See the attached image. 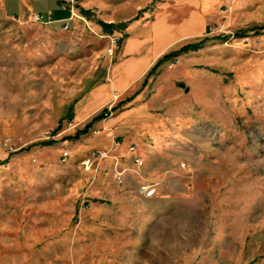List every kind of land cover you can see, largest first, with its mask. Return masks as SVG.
Instances as JSON below:
<instances>
[{
    "label": "rangeland",
    "instance_id": "obj_1",
    "mask_svg": "<svg viewBox=\"0 0 264 264\" xmlns=\"http://www.w3.org/2000/svg\"><path fill=\"white\" fill-rule=\"evenodd\" d=\"M74 1L52 24L0 3V264H264V0ZM186 8L202 36L111 90L126 27Z\"/></svg>",
    "mask_w": 264,
    "mask_h": 264
},
{
    "label": "crops",
    "instance_id": "obj_2",
    "mask_svg": "<svg viewBox=\"0 0 264 264\" xmlns=\"http://www.w3.org/2000/svg\"><path fill=\"white\" fill-rule=\"evenodd\" d=\"M51 1L0 0V3L5 15L11 19L27 21L34 13H42L47 10L54 12L56 20L62 23L63 20H66L63 15L65 9L62 11L63 8L59 6L57 9H52ZM206 6L203 4L205 10ZM177 14L178 16H174L167 12L159 15L153 21L138 22L126 27V36L119 53L120 60L111 72V90L121 93L130 91L147 77L174 47L189 39L202 36L206 25L204 14L189 8L182 9ZM108 85L106 89L109 90ZM106 100V98H102L100 101L106 102ZM97 108L99 107L97 106ZM97 108H92L88 114L94 113ZM79 112L75 111V107H72V118L75 114L79 115Z\"/></svg>",
    "mask_w": 264,
    "mask_h": 264
},
{
    "label": "built area",
    "instance_id": "obj_3",
    "mask_svg": "<svg viewBox=\"0 0 264 264\" xmlns=\"http://www.w3.org/2000/svg\"><path fill=\"white\" fill-rule=\"evenodd\" d=\"M59 2H60L63 9H65L67 5L72 8L71 9L72 10V19L74 17H77V15L75 13V7H74L75 1L74 0H59ZM31 21L33 23H38V24H52L54 22V17H53L52 12L34 13L31 16ZM66 21H68V20H66ZM64 28L68 29V25H65ZM207 31L209 34H217L220 32V28H218V26H215L213 24H208ZM245 41H248V38L245 39ZM120 42H121L120 38H113L112 39V46H111V49L109 50V54L111 56L114 54L115 47L117 45H119ZM175 63H177V59L172 61L171 68L175 65ZM104 115H105V117H108V112H105ZM97 133L98 132H95V134H97ZM47 135L50 138L49 134H47ZM116 146H117V144H115V147ZM130 150L132 151V161H133L134 166H136L137 168L143 167L144 162L141 159V157H139L137 155L136 148L134 146H131ZM110 154H111V150H94L92 152V157L100 156V158H109ZM68 157H69V153L64 152L62 157H61V161L66 162ZM128 171H129L128 168H126V169L123 168L121 171H117L116 179L120 184L123 183V177ZM135 172H137V170ZM141 193L143 194V196L146 199H155L159 196L160 192L158 190L157 184H148V185L145 184V185H142V187H141Z\"/></svg>",
    "mask_w": 264,
    "mask_h": 264
},
{
    "label": "trees",
    "instance_id": "obj_4",
    "mask_svg": "<svg viewBox=\"0 0 264 264\" xmlns=\"http://www.w3.org/2000/svg\"><path fill=\"white\" fill-rule=\"evenodd\" d=\"M108 28V29H107ZM106 29H107V32H111V30H110V28H112V26H109V27H107ZM195 49H196V47H195ZM169 56L170 55H167V56H165V58L164 59H166V58H169ZM160 63V62H159ZM134 98H131V100H129L128 102H130V101H132ZM100 117H102V116H100Z\"/></svg>",
    "mask_w": 264,
    "mask_h": 264
},
{
    "label": "water",
    "instance_id": "obj_5",
    "mask_svg": "<svg viewBox=\"0 0 264 264\" xmlns=\"http://www.w3.org/2000/svg\"><path fill=\"white\" fill-rule=\"evenodd\" d=\"M181 87L184 88L185 87V84H181ZM186 90L189 91L188 88Z\"/></svg>",
    "mask_w": 264,
    "mask_h": 264
}]
</instances>
